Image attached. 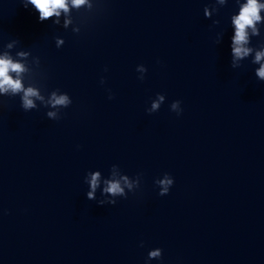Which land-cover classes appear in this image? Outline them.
I'll use <instances>...</instances> for the list:
<instances>
[{"label": "water", "instance_id": "1", "mask_svg": "<svg viewBox=\"0 0 264 264\" xmlns=\"http://www.w3.org/2000/svg\"><path fill=\"white\" fill-rule=\"evenodd\" d=\"M65 3L0 0V58L40 97L0 92V264H264V8L235 58L247 0Z\"/></svg>", "mask_w": 264, "mask_h": 264}, {"label": "clouds", "instance_id": "2", "mask_svg": "<svg viewBox=\"0 0 264 264\" xmlns=\"http://www.w3.org/2000/svg\"><path fill=\"white\" fill-rule=\"evenodd\" d=\"M73 4L79 6L85 2V0H72ZM29 3L35 7L38 11V22L43 23L45 19L55 15H59L57 9H64L67 11L65 0H29ZM261 8H264V5L257 3V0H247L246 4L240 5L238 15H233L231 17V23L235 26V34L230 37V56L235 58H242L250 52V49L242 47L243 44L248 42L246 28L252 27L253 34H257V30L254 27V22L260 21L261 17L259 11ZM218 23V21L216 22ZM219 42V41H217ZM264 56V51L258 52L256 54V61L259 62L261 57ZM231 67L233 65L230 64ZM24 69L21 64L13 63L10 59L0 58V92H7L11 89L12 93H18L23 91L22 97V107L23 109H32L35 108V104L31 97H36L40 99L37 91L31 87L24 89L22 87L21 81L19 79H13L9 72L20 73ZM256 75L261 79H264V64L257 70ZM111 99V96L109 97ZM162 99V97H161ZM52 104L67 106L69 104L68 97L66 95L55 96L53 94ZM158 105L153 103L152 108L156 109ZM175 107V105H173ZM49 116H53V113H48ZM99 173H94L92 175L90 186L93 191L96 189L98 184ZM108 187L104 189L105 192L111 193L113 195L123 194L124 189L121 187L120 182L116 180L106 181ZM124 183L130 188L131 185L128 184L127 179H124ZM161 184L168 185L171 184V180L160 181ZM168 188L164 187L161 194L167 193ZM88 198H92L93 193L89 192ZM99 203H103L102 201ZM160 250L152 251L149 253V257H158L160 256Z\"/></svg>", "mask_w": 264, "mask_h": 264}]
</instances>
